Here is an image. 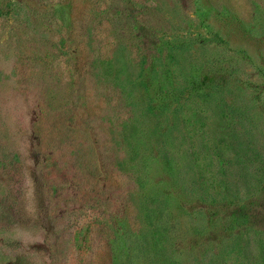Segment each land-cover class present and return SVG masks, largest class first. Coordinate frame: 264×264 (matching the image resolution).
<instances>
[{"label": "rangeland", "instance_id": "1", "mask_svg": "<svg viewBox=\"0 0 264 264\" xmlns=\"http://www.w3.org/2000/svg\"><path fill=\"white\" fill-rule=\"evenodd\" d=\"M0 264H264V0H0Z\"/></svg>", "mask_w": 264, "mask_h": 264}]
</instances>
